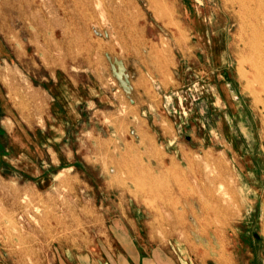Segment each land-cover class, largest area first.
<instances>
[{
  "label": "rangeland",
  "instance_id": "374dc122",
  "mask_svg": "<svg viewBox=\"0 0 264 264\" xmlns=\"http://www.w3.org/2000/svg\"><path fill=\"white\" fill-rule=\"evenodd\" d=\"M167 1L0 0V264H264V0Z\"/></svg>",
  "mask_w": 264,
  "mask_h": 264
},
{
  "label": "crops",
  "instance_id": "0c3cea01",
  "mask_svg": "<svg viewBox=\"0 0 264 264\" xmlns=\"http://www.w3.org/2000/svg\"><path fill=\"white\" fill-rule=\"evenodd\" d=\"M0 120V128L2 130L10 126L13 141L20 138L19 132L15 129L14 126L11 125L10 122L6 123L3 121V125H1ZM8 124V125H7ZM126 220H130L129 218H125ZM123 228L116 229L115 227H111L112 234L116 240V243H119V251H113L111 246L106 241L99 243L100 249L105 255L111 256L113 261L108 260V262H98L97 257L99 256L100 251L91 250V248H86L88 253L80 254L78 257V261L81 264H175V262L171 259H166L169 257L163 256L160 252L159 248H149L144 245V247H137L132 242L128 243L127 238L125 237V231ZM116 232H115V231ZM105 239V238H102ZM115 256V257H113ZM166 257V258H165Z\"/></svg>",
  "mask_w": 264,
  "mask_h": 264
},
{
  "label": "bare ground",
  "instance_id": "6f19581e",
  "mask_svg": "<svg viewBox=\"0 0 264 264\" xmlns=\"http://www.w3.org/2000/svg\"><path fill=\"white\" fill-rule=\"evenodd\" d=\"M55 7H56V9H58V8H60L61 7V5H60V3L59 2H55ZM161 8L162 9H168L169 8V2L167 1V0H162V2H161ZM98 10V9H97ZM234 11V10H233ZM201 13V12H200ZM197 15V14H196ZM203 18V17H202ZM200 19V18H199ZM204 20V19H203ZM198 22V21H197ZM94 25V24H93ZM199 25H201V24H199ZM239 25V24H238ZM240 27V26H239ZM204 28V27H203ZM201 29V28H200ZM202 31H203V29H202ZM89 33V32H88ZM172 33V32H171ZM74 34V33H73ZM84 34V33H83ZM199 34V33H198ZM90 36V35H89ZM201 36V35H200ZM100 37V36H99ZM56 39V38H55ZM204 40V39H203ZM47 55H48V53H46V52H44L43 53V56H45V57H47ZM63 57V56H62ZM251 67H252V69H253V73H254V77H255V81L257 82V84L260 86V90L259 91H257L256 92V94L258 95V94H260V92L261 93H263L264 94V76H262L260 73H259V71H258V69H257V64L254 62V63H252L251 64ZM12 77V76H11ZM4 78V77H3ZM8 78V77H7ZM263 124V123H262ZM157 149V148H156ZM138 160V159H137ZM132 161V160H131ZM128 164H129V162H128ZM214 178V177H213ZM220 183V182H219ZM221 187V186H220ZM147 199V198H146ZM35 208V207H34ZM263 210H264V205H263ZM264 218V217H263ZM263 224V223H262ZM263 227H264V225H263Z\"/></svg>",
  "mask_w": 264,
  "mask_h": 264
}]
</instances>
